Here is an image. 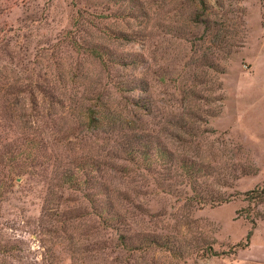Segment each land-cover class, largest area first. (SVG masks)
<instances>
[{"label": "rangeland", "instance_id": "rangeland-1", "mask_svg": "<svg viewBox=\"0 0 264 264\" xmlns=\"http://www.w3.org/2000/svg\"><path fill=\"white\" fill-rule=\"evenodd\" d=\"M255 232L264 0H0V264H240Z\"/></svg>", "mask_w": 264, "mask_h": 264}, {"label": "crops", "instance_id": "crops-1", "mask_svg": "<svg viewBox=\"0 0 264 264\" xmlns=\"http://www.w3.org/2000/svg\"><path fill=\"white\" fill-rule=\"evenodd\" d=\"M260 234V237H258ZM262 233L255 232L251 237L247 248V257L239 258L240 264L247 262L248 264H264V239Z\"/></svg>", "mask_w": 264, "mask_h": 264}, {"label": "trees", "instance_id": "trees-1", "mask_svg": "<svg viewBox=\"0 0 264 264\" xmlns=\"http://www.w3.org/2000/svg\"><path fill=\"white\" fill-rule=\"evenodd\" d=\"M36 82H37V81H36ZM33 85L35 86V84H33ZM37 86H38V85H37V83H36V87H37ZM39 91H40V89H39ZM31 103H32L33 105H35V102H34V101H31ZM92 119H93V120H96V121L98 120V119H94V117H92ZM22 134H25V133H22ZM23 141H24V147H29V146H31V145L36 146V144H37V139H35L34 137H25V136H24ZM149 149H150V148H149ZM149 149L146 148V144H142V145L139 147V155H140V157L142 156V159L144 160V162H145V161L147 162V160H148L147 164H148V165H151L153 159L150 157V156H152V155L149 153ZM18 154L21 155V154H22V151L19 152ZM23 154H24V150H23ZM154 155L156 156L157 159H161V158H165V157H167V155H166L164 152H162L161 150H160V151L158 150ZM152 157H153V156H152ZM184 169H186L187 171H189L190 169H192V166L186 164V165L184 166ZM249 240H250V234H249L248 237H247V243H246V244H249ZM245 246H246V245H245ZM212 255H213V256H217L216 253H213Z\"/></svg>", "mask_w": 264, "mask_h": 264}]
</instances>
